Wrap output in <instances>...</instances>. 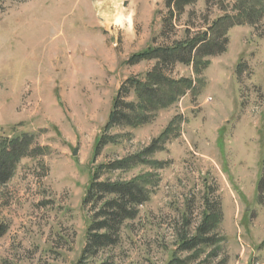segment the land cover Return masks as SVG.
Instances as JSON below:
<instances>
[{
  "label": "rangeland",
  "instance_id": "1",
  "mask_svg": "<svg viewBox=\"0 0 264 264\" xmlns=\"http://www.w3.org/2000/svg\"><path fill=\"white\" fill-rule=\"evenodd\" d=\"M225 17L223 52L133 61ZM155 69L191 89L145 125L109 127L119 92L137 102L129 81ZM24 137L0 183V264H264V0L0 2V140ZM149 149L157 164L110 168ZM143 177L149 200L86 252L104 204L86 203L91 186ZM213 212L212 243L183 249Z\"/></svg>",
  "mask_w": 264,
  "mask_h": 264
},
{
  "label": "trees",
  "instance_id": "2",
  "mask_svg": "<svg viewBox=\"0 0 264 264\" xmlns=\"http://www.w3.org/2000/svg\"><path fill=\"white\" fill-rule=\"evenodd\" d=\"M4 0H0L2 2ZM197 0H170L175 3L179 10L195 3ZM229 17L217 21L210 32L195 37L188 43H178L173 48H158L134 56L133 61L138 62L143 59H158L161 65H173L176 62L191 64L196 59L204 58L223 52L221 38L226 35V26L229 24ZM201 60V59H200ZM199 60V61H200ZM202 64V63H201ZM200 62L197 65H201ZM137 102H122L119 92L115 100L110 118L109 127L128 126L139 127L151 121V116L157 110L171 106L178 99L191 89L192 83L188 80L174 81L168 79L158 69L153 70L146 77V82L131 79ZM167 133V132H166ZM165 133V135H166ZM163 135V138L164 136ZM162 138V137H161ZM28 137L8 141L0 140V183H6L15 168V163L24 155L28 154L30 144ZM153 149H149L132 157L110 165L112 169H127L131 163L141 162L149 164L145 156ZM147 178H138L124 183H94L89 191L86 203L95 200L96 203L104 202L103 206L95 215L94 223L91 226L88 249H98L116 243V237L120 226L125 220L134 219L137 215L136 208L149 200V192L146 188ZM114 196L110 201H106V196ZM219 214L216 212L207 215L204 226L197 237L183 244V249L192 250L199 246H208L212 243L208 232L219 223ZM7 232V227L0 226V238Z\"/></svg>",
  "mask_w": 264,
  "mask_h": 264
},
{
  "label": "water",
  "instance_id": "3",
  "mask_svg": "<svg viewBox=\"0 0 264 264\" xmlns=\"http://www.w3.org/2000/svg\"><path fill=\"white\" fill-rule=\"evenodd\" d=\"M74 155H77V150H76V151H74Z\"/></svg>",
  "mask_w": 264,
  "mask_h": 264
},
{
  "label": "bare ground",
  "instance_id": "4",
  "mask_svg": "<svg viewBox=\"0 0 264 264\" xmlns=\"http://www.w3.org/2000/svg\"><path fill=\"white\" fill-rule=\"evenodd\" d=\"M117 22H121V19H120V20H118Z\"/></svg>",
  "mask_w": 264,
  "mask_h": 264
}]
</instances>
